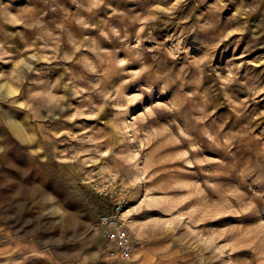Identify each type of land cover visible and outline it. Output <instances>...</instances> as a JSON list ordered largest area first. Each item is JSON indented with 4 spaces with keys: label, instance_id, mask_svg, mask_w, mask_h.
<instances>
[{
    "label": "rangeland",
    "instance_id": "1",
    "mask_svg": "<svg viewBox=\"0 0 264 264\" xmlns=\"http://www.w3.org/2000/svg\"><path fill=\"white\" fill-rule=\"evenodd\" d=\"M0 264H264V0H0Z\"/></svg>",
    "mask_w": 264,
    "mask_h": 264
},
{
    "label": "built area",
    "instance_id": "2",
    "mask_svg": "<svg viewBox=\"0 0 264 264\" xmlns=\"http://www.w3.org/2000/svg\"><path fill=\"white\" fill-rule=\"evenodd\" d=\"M97 195L108 200L110 209L101 214L96 221L105 248L112 256L123 261L133 258L136 244L125 217L131 205V191L116 180L106 179L98 182L95 187Z\"/></svg>",
    "mask_w": 264,
    "mask_h": 264
},
{
    "label": "bare ground",
    "instance_id": "3",
    "mask_svg": "<svg viewBox=\"0 0 264 264\" xmlns=\"http://www.w3.org/2000/svg\"><path fill=\"white\" fill-rule=\"evenodd\" d=\"M9 91H10V92H13V88H12V87H9ZM139 173H140V170H138V171H137V174H136V179H138V180H140ZM138 180H137V181H138ZM138 183H139V181H138ZM141 187H142V186H141ZM141 187H140V188H141ZM140 190H141L140 193L143 192V189H142V188H141ZM144 191H145V190H144ZM138 192H139V190H138ZM140 193H139V194H140ZM139 194H138V195H139ZM136 197H137V196H136ZM137 198H138V197H137ZM138 201H139V200H138ZM132 209H133V207H132ZM132 209H129V210L126 212V214H125V217H127V219L129 218L128 220H130V217L132 216V214H131ZM129 222H130V224L128 223L129 226L131 225L132 228H134V227H135V222H134V221H129ZM136 233H137V232H136ZM136 235H137V234H136ZM136 235H135V236H136ZM137 239H138V238H137ZM134 255H135V254H134ZM111 256H112V255H111ZM114 258L117 259L116 256H114Z\"/></svg>",
    "mask_w": 264,
    "mask_h": 264
}]
</instances>
